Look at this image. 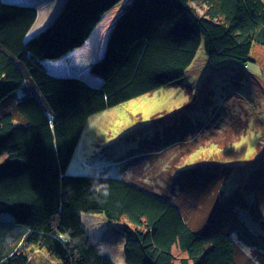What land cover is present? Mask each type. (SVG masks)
I'll return each instance as SVG.
<instances>
[{"label":"trees","instance_id":"1","mask_svg":"<svg viewBox=\"0 0 264 264\" xmlns=\"http://www.w3.org/2000/svg\"><path fill=\"white\" fill-rule=\"evenodd\" d=\"M22 1L0 0V214L26 230L23 244L56 264H114L81 223V213L101 214L125 222L124 264H241L235 240L209 230L221 207L236 205L233 195L220 200L219 168L191 174L182 191L188 199L209 193L199 221L201 198L190 202V220L165 195L129 179L66 171L90 117L176 85L201 45L210 65L248 63L252 46L264 47V1L66 0L54 23L31 38L37 10ZM192 2L204 6L200 17ZM100 28L93 61L71 64ZM240 237L256 254L247 263L264 264V240ZM5 256L0 264H32L21 251Z\"/></svg>","mask_w":264,"mask_h":264},{"label":"rangeland","instance_id":"2","mask_svg":"<svg viewBox=\"0 0 264 264\" xmlns=\"http://www.w3.org/2000/svg\"><path fill=\"white\" fill-rule=\"evenodd\" d=\"M28 1V5L36 4L38 12L32 37L49 26L53 12L58 17L66 2ZM190 7L196 16L203 14L204 6L192 2ZM101 33L102 28L89 47L79 56L75 53L69 62L78 65L93 61L101 46ZM69 62L58 67L66 69L64 65ZM217 168L220 176L225 174L220 200L233 195L236 205L230 210L221 207L209 230L232 237L239 247V263L254 264L246 261L255 259L253 247L243 242L240 234L247 232L264 240V47L260 45L252 46L245 65L227 61L217 66L208 63L201 45L176 85L161 87L90 117L66 172L130 179L165 195L190 220L197 209L201 214L193 221H199L210 201L209 193L205 189L188 199L182 191L187 189L191 174ZM209 185L212 190L217 188L215 182ZM198 199L196 209L191 207L190 202ZM237 218L238 227L232 225ZM81 220L91 242L114 264H124L125 222L110 223L101 214L84 213ZM25 231L14 225L11 214H0V240H6L0 258L14 251L13 246L21 247L20 237ZM23 248L32 264H56L45 251Z\"/></svg>","mask_w":264,"mask_h":264},{"label":"bare ground","instance_id":"3","mask_svg":"<svg viewBox=\"0 0 264 264\" xmlns=\"http://www.w3.org/2000/svg\"><path fill=\"white\" fill-rule=\"evenodd\" d=\"M29 2L30 1H28V0H23L21 3H24V4H29ZM30 6H33V7H35L36 8V4L34 3V4H30ZM36 10H37V8H36ZM37 16H38V12H37ZM55 19H56V17H54L53 19H52V21H49V26L50 25H52L53 23H54V21H55ZM49 26H47L46 28H48ZM45 28V29H46ZM45 29H43V31L45 30ZM34 32H33V30H31L30 31V33H29V35H34L33 34ZM36 33V32H35ZM53 65L54 64H51V63H46V66H48L47 68L48 69H50V67L52 68L53 67ZM49 71H52V69H50ZM56 72H60L59 70L58 71H56ZM62 72V71H61ZM63 74H65L66 72H62ZM82 176H84V175H82ZM98 177H102V176H98ZM106 177H110V176H106ZM130 180V179H129ZM6 214H8V213H6ZM82 214V213H81ZM81 214H80V219H81ZM84 214H86V213H84ZM81 223H82V220H81ZM83 226V225H82ZM83 228H84V226H83ZM85 229V228H84ZM85 231L87 232V230L85 229ZM25 234V233H24ZM24 234H22V236L20 237V242H19V244L21 245V247L20 248H17V249H15L16 247L15 246H13V249L15 250V251H21V252H23V253H26L27 255H28V251L27 250H25L23 247L25 246L24 244H23V236H24ZM88 234V233H87ZM17 235H19L18 233H17ZM8 237V236H7ZM1 246H6V240L5 239H3V240H0V250H1ZM29 247V249H33V248H38L37 246H28ZM39 250H42V249H40V248H38ZM42 251H44V250H42ZM6 255V254H5ZM4 255V257H6ZM28 258H29V256H28ZM30 260V259H29Z\"/></svg>","mask_w":264,"mask_h":264},{"label":"clouds","instance_id":"4","mask_svg":"<svg viewBox=\"0 0 264 264\" xmlns=\"http://www.w3.org/2000/svg\"><path fill=\"white\" fill-rule=\"evenodd\" d=\"M22 4H23V3H22ZM54 14H55V12H53V14H52V15H54ZM52 15H51V16H52ZM54 17H57V14H56ZM50 18H51V17H50ZM30 38H31V36H30Z\"/></svg>","mask_w":264,"mask_h":264},{"label":"water","instance_id":"5","mask_svg":"<svg viewBox=\"0 0 264 264\" xmlns=\"http://www.w3.org/2000/svg\"><path fill=\"white\" fill-rule=\"evenodd\" d=\"M54 18V15L51 16L50 20L49 21H52V19Z\"/></svg>","mask_w":264,"mask_h":264},{"label":"crops","instance_id":"6","mask_svg":"<svg viewBox=\"0 0 264 264\" xmlns=\"http://www.w3.org/2000/svg\"><path fill=\"white\" fill-rule=\"evenodd\" d=\"M57 13L55 12L54 16L56 15ZM32 37V36H31Z\"/></svg>","mask_w":264,"mask_h":264}]
</instances>
